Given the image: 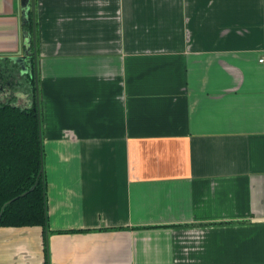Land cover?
Wrapping results in <instances>:
<instances>
[{
    "label": "crops",
    "instance_id": "0c3cea01",
    "mask_svg": "<svg viewBox=\"0 0 264 264\" xmlns=\"http://www.w3.org/2000/svg\"><path fill=\"white\" fill-rule=\"evenodd\" d=\"M34 4L47 226H0V264H264V0Z\"/></svg>",
    "mask_w": 264,
    "mask_h": 264
},
{
    "label": "trees",
    "instance_id": "16d2710c",
    "mask_svg": "<svg viewBox=\"0 0 264 264\" xmlns=\"http://www.w3.org/2000/svg\"><path fill=\"white\" fill-rule=\"evenodd\" d=\"M25 29L29 34L32 32L30 16ZM15 67L8 64L10 73H5L4 80L10 84L14 82ZM31 77L29 107L0 100V226L45 229L46 186L43 174L38 177L42 164L40 111L35 103L33 72ZM16 86L19 88L20 84Z\"/></svg>",
    "mask_w": 264,
    "mask_h": 264
},
{
    "label": "water",
    "instance_id": "95a60500",
    "mask_svg": "<svg viewBox=\"0 0 264 264\" xmlns=\"http://www.w3.org/2000/svg\"><path fill=\"white\" fill-rule=\"evenodd\" d=\"M19 7L21 10V14L23 15L24 19H27L29 16L31 17L32 22V32H31V42L28 45V48L26 49L25 46H21V49L19 52L15 55H10V61L16 63L20 67V72L24 73L27 71V67L25 66V61L27 59L31 58V66L33 71V77H34V96H35V103L38 106L39 104V94H38V83H37V58H36V52H35V4L34 0H19ZM25 39H27V35H23ZM40 139L41 136L39 135ZM43 174V165L41 164L39 175ZM34 188V186L31 188V190ZM6 205V204H5ZM4 205V206H5Z\"/></svg>",
    "mask_w": 264,
    "mask_h": 264
},
{
    "label": "flooded vegetation",
    "instance_id": "af4514ba",
    "mask_svg": "<svg viewBox=\"0 0 264 264\" xmlns=\"http://www.w3.org/2000/svg\"><path fill=\"white\" fill-rule=\"evenodd\" d=\"M27 37L28 38L26 39V43H27V46H28L30 44V42H31V33L30 34L28 33ZM25 48L27 49L28 47H25ZM13 55H15V54H13ZM10 63L16 66L15 68H16L17 72L15 74H17V75L18 74H20V75L26 74V72H24V73L20 72V67H19L18 64L10 61V55H0V87H2L3 85H5L7 83L4 80V77L6 76V74L10 73L9 70H8V64H10ZM26 65L28 66L27 69L29 70L28 71V75H29L30 79H32L31 74H32L33 71H32V66H31L32 64H31L30 59H27L25 61V66ZM18 78H19L18 79V84H20V86H21L22 83H23L22 77H18Z\"/></svg>",
    "mask_w": 264,
    "mask_h": 264
},
{
    "label": "built area",
    "instance_id": "2783aa9c",
    "mask_svg": "<svg viewBox=\"0 0 264 264\" xmlns=\"http://www.w3.org/2000/svg\"><path fill=\"white\" fill-rule=\"evenodd\" d=\"M264 61V59H260L259 62L262 63Z\"/></svg>",
    "mask_w": 264,
    "mask_h": 264
},
{
    "label": "rangeland",
    "instance_id": "374dc122",
    "mask_svg": "<svg viewBox=\"0 0 264 264\" xmlns=\"http://www.w3.org/2000/svg\"><path fill=\"white\" fill-rule=\"evenodd\" d=\"M1 100V99H0Z\"/></svg>",
    "mask_w": 264,
    "mask_h": 264
}]
</instances>
